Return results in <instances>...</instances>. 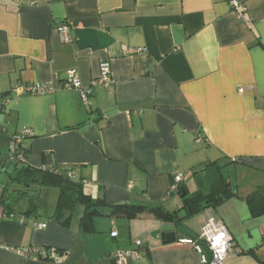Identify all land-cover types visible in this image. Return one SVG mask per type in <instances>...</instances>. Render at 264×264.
Masks as SVG:
<instances>
[{"label": "crops", "instance_id": "crops-1", "mask_svg": "<svg viewBox=\"0 0 264 264\" xmlns=\"http://www.w3.org/2000/svg\"><path fill=\"white\" fill-rule=\"evenodd\" d=\"M139 48L147 53L128 52ZM104 62L111 86L96 82ZM70 70L90 89L88 102L64 86ZM34 83L53 90H24ZM24 129L33 133L22 141L28 165L70 171L110 205L183 215L174 176L183 174L189 194L207 193L204 163L233 161L224 172L237 194L210 209L233 238L224 264H264V213L254 216L246 200L264 188V0H0V264H114L112 254L129 249L140 257L127 264H201L179 239L200 236L203 213L175 224L102 208L86 231L83 204L69 223L57 218L56 188L26 212L30 199L4 189L15 174L9 141ZM2 245L30 247L32 257Z\"/></svg>", "mask_w": 264, "mask_h": 264}, {"label": "trees", "instance_id": "trees-1", "mask_svg": "<svg viewBox=\"0 0 264 264\" xmlns=\"http://www.w3.org/2000/svg\"><path fill=\"white\" fill-rule=\"evenodd\" d=\"M21 157L24 161L20 159ZM13 158L16 162L15 174L9 177L8 184L4 189L14 193L18 199H30L26 212H36V200L42 189L56 188L59 190V198L55 211L57 218L63 224L69 223L75 207L79 204H83L85 206V212L80 222L82 228L86 231L93 230V219L95 216L102 214V208H109V214L111 215L125 216L127 218H135L139 214L149 212L165 222H174L177 224L195 214L203 213L204 210L211 209L224 199L237 194L229 176L224 172V168L227 167V165H232L234 163L233 161L228 164H221L220 160L204 163L202 170L207 173L210 179L211 189L209 192L205 193L203 191H198L189 194L185 187L181 186L179 188V192L185 194L183 196L182 208L185 213L181 215L180 211L171 212L163 206L110 205L106 203L104 199L93 198L90 194L85 192L83 183L73 181L71 177L68 176V172L37 169L28 165L22 144L19 145L18 152L13 154ZM3 197L4 196L1 198V203L9 214L15 211L17 204L9 203L7 200L3 199ZM246 200L254 216L264 213V188L248 194Z\"/></svg>", "mask_w": 264, "mask_h": 264}, {"label": "built area", "instance_id": "built-area-1", "mask_svg": "<svg viewBox=\"0 0 264 264\" xmlns=\"http://www.w3.org/2000/svg\"><path fill=\"white\" fill-rule=\"evenodd\" d=\"M234 7H238L239 3L237 1L232 2ZM61 31H66L67 26L63 25L60 28ZM128 52L146 54V48H139L135 51ZM98 83L104 84L106 86H111L114 83L110 63L104 62L100 67V77L96 81ZM64 86L67 88H77L81 90V95L84 101L88 102L90 89L84 88L82 82L80 81L75 70H70L67 72L66 80ZM32 94H45L51 92L53 89L48 84L34 83L30 87L24 89ZM32 131L30 129H24L19 134L15 135L9 141V150L13 157V154L18 152L19 145L22 144L24 138L32 136ZM20 157V156H19ZM22 161L24 159L20 158ZM68 176L72 177V172H68ZM183 183V174H176L174 176V183L172 186L173 191L179 190ZM204 224L202 231L199 237L197 238H182L179 239L181 243L191 245L199 253L201 264H224L228 254L233 251V238L230 234L227 226L223 221L217 219L211 212L210 209H206L203 212ZM47 224H39L40 229L46 228ZM112 237H117V231H112ZM203 245L207 247L210 252V257L204 253ZM5 249L15 251L23 255L24 257L31 258V249L30 247L16 248L12 246H4ZM143 243H139V248H143ZM39 253V258L48 259L49 251L45 248L35 249ZM139 258L140 250L138 249H129V250H118L112 254V259L114 264H127L130 258Z\"/></svg>", "mask_w": 264, "mask_h": 264}, {"label": "water", "instance_id": "water-1", "mask_svg": "<svg viewBox=\"0 0 264 264\" xmlns=\"http://www.w3.org/2000/svg\"><path fill=\"white\" fill-rule=\"evenodd\" d=\"M162 239L164 240L165 243H174L177 240L176 233L171 230L167 233H164L162 236Z\"/></svg>", "mask_w": 264, "mask_h": 264}]
</instances>
